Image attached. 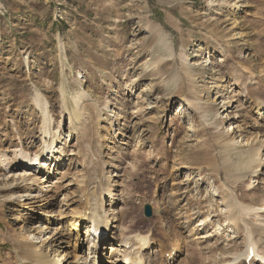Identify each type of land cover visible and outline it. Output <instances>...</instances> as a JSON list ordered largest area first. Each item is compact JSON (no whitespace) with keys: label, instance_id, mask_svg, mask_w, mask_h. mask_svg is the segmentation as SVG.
Instances as JSON below:
<instances>
[{"label":"rangeland","instance_id":"374dc122","mask_svg":"<svg viewBox=\"0 0 264 264\" xmlns=\"http://www.w3.org/2000/svg\"><path fill=\"white\" fill-rule=\"evenodd\" d=\"M263 31L264 0H0V264H33L31 243L45 239H55L54 247L69 257L76 251L89 257L87 242L73 250L76 232L67 224L85 204L80 194L87 184L101 195L103 187L114 189L119 204L112 210L124 213L115 230L149 236L143 253L157 259L151 264H248L246 233L229 223L226 201L230 196L235 203L264 206V175L234 184L228 177L237 172L228 164L237 158L230 161L222 148L233 142L239 150L252 148L254 171H264V119L258 117L264 114ZM78 91L100 108L93 120H99L98 140L80 151L67 109ZM229 96L236 100L232 107ZM38 97L53 118L47 130L54 133V151L64 157L56 168L67 170L63 188L50 198L55 207L47 223L48 214H37L52 210L38 207L42 199L25 213L9 202L26 182L19 178L26 168L17 150L35 155L45 134ZM134 104L143 112L139 120L130 116ZM126 120L131 131L135 123L139 129L125 134ZM42 167L43 181L59 176ZM10 176L16 178L6 186L3 178ZM13 184L17 188L8 194L4 187ZM60 207L68 208L64 220L57 217ZM247 218L261 239L254 257L262 263L254 264H263L264 208ZM37 226L42 238L32 232ZM180 238L189 242L175 262L168 263L169 252L154 254L161 244L176 248ZM106 243L96 254L99 264H111Z\"/></svg>","mask_w":264,"mask_h":264},{"label":"bare ground","instance_id":"6f19581e","mask_svg":"<svg viewBox=\"0 0 264 264\" xmlns=\"http://www.w3.org/2000/svg\"><path fill=\"white\" fill-rule=\"evenodd\" d=\"M264 33V31L262 32ZM165 34H162L161 37H165ZM163 44L170 49L167 43V39L163 38L161 39ZM185 44L184 38L181 39V46ZM172 53V52H170ZM219 61H223V59H220ZM221 78V77H220ZM226 86V85H225ZM71 99L72 102V107L67 108L69 109V117H70V134H77L78 136V146H79V151L85 146L87 142L93 144H96V139L98 140V137H94V133L97 132L98 135L99 133V120L96 123H93V120H97L100 117V108L97 106L93 108L92 106H89V102L94 104L91 99V96L88 95L87 93H82L80 91L77 92V95H74ZM230 101H228L226 104H228V107H232L234 105V102L236 100H233L231 96H229ZM60 101L63 103V107L67 106L68 102V96L66 94V91L64 88H61V94L59 97ZM233 100V101H232ZM36 103L40 106L39 108L42 109L43 115H44V130L45 134L43 136L42 144L40 147L35 151V155H30L29 153L31 152H26L22 149L17 150L22 156V160L24 163V167L26 168V173L19 175V178L23 179V181H26L23 185L20 186L19 190L17 192H14L15 188H17V185L13 184L12 187H4L6 190H8V194L15 193V198L11 196L10 203L14 204V210L18 211H23L24 213L27 212L26 209H29L31 205L34 203V201L38 199H42L43 202H41L38 207H42L45 205L44 208H52L51 211H48L45 209L46 212H44L42 209L41 211L38 212V215L41 214H48L46 218V223L50 221L49 214H54V207L55 204L52 203L51 199L52 195L55 190L63 188V185L60 187L59 185L63 181V179L66 177L67 170L65 171H58V168L62 166V163L64 161V157L61 152L54 151V140L52 139L53 137V132L51 130H47L48 125H51V122L53 118L50 116V112L47 106V103L44 105L41 103L39 97L36 98ZM190 103L194 105L195 102L193 100H190ZM232 103V104H231ZM42 104V105H41ZM106 104V103H104ZM261 105V104H260ZM105 106V105H104ZM259 109L262 111V108L259 107ZM65 110V108H64ZM94 111V112H93ZM116 113V112H115ZM143 112L141 108L136 106L135 104L133 105V110L131 112V117L133 119H138L139 114L141 115ZM203 113V112H202ZM260 115L258 116L261 119H264V114L259 113ZM118 115V114H117ZM205 116V114H204ZM118 119V117H117ZM140 119V118H139ZM138 119V120H139ZM128 120H126V123H123V131L126 133H132L134 131H137L138 128V123H135L134 126L135 128L130 129L129 124L127 123ZM140 124V123H139ZM93 131V132H92ZM222 136V135H221ZM220 136V137H221ZM258 135L256 134V137ZM48 137L52 139V142H48ZM109 137V136H108ZM113 136H111L112 138ZM130 137V135L128 136ZM254 136V138H256ZM107 138V136H106ZM110 139V138H109ZM113 139V138H112ZM92 140V142H91ZM222 145V144H220ZM53 147V149H52ZM222 148V146H221ZM223 151L225 155L229 158L231 161L233 157L235 156L237 158L236 162H231L229 167L235 168V171L237 174L235 176H230L229 180L233 182L234 184H237L241 182L242 180L244 181L249 177L250 174H259V175H264V171L262 169H259V171H254L255 164L256 162L252 160L251 154H252V148L250 149H238L235 146V142H233L230 145L224 146ZM221 149V150H222ZM261 152V150H260ZM259 152V153H260ZM227 159V158H226ZM264 161V158H263ZM90 163V162H89ZM263 163V162H262ZM91 164V163H90ZM264 164V163H263ZM42 165H46L49 167L50 171H53L52 174L56 175L58 174L59 176L56 177L55 179L52 180H47L46 182L44 180V176L46 175V172L44 171V167ZM41 167V170L39 171V168ZM178 170V167L176 168ZM179 169L181 167L179 166ZM38 171L37 173L34 171ZM61 170V169H60ZM234 172V173H236ZM6 175V173H5ZM16 178V176H10V177H4L5 185L9 186L7 183V180L9 181V178ZM43 177V178H42ZM93 177V176H92ZM96 179V178H95ZM29 180V181H28ZM53 181V184H52ZM42 182V183H41ZM97 180L95 181V183ZM59 183V184H58ZM98 184V183H97ZM94 185V184H93ZM65 186V185H64ZM90 185H85L84 188L82 189V192L80 194V198H83L85 196V204L82 205L80 208L79 212L77 214L71 216L69 220L67 221V224L69 226V230L72 232L75 231L76 234L74 239V249L73 250H80L82 247H78V243L82 244V242H87L89 243V248L88 250L91 251V255L89 257L87 256H82L79 255V253L76 252H71L73 253V257H69V253L66 251L62 250L61 247H54V242L55 239L53 240V237H48L49 239L53 240L51 243L45 239V241L42 243V240L40 242H35L31 243V249L29 250V255L28 258L33 260V264H99L100 260L96 259V254L99 252L100 254V249L101 251L105 250V246L109 243H106L107 240L108 242L111 243V264H147L148 260H157L152 257L147 258L143 251L146 250L150 245L148 244L149 241V236H146L145 234H138L135 238L131 237L132 235H128L127 232H121L119 235L116 232V228H118V225L114 224V222H119L123 220L124 218V213L123 210L118 212V216L116 209L114 208L112 210V207H116L119 203L115 201L114 195V189L111 188V186H107L105 189L104 187L102 188V192L106 196L108 193L110 196V203L108 204L109 206H106L104 202V195H101L100 190L98 192H91L89 188ZM92 186V185H91ZM95 186V185H94ZM100 186V185H99ZM66 187V186H65ZM3 189V188H2ZM3 189V190H5ZM66 189V188H65ZM26 192V194H24ZM20 193L17 197V194ZM98 193V194H97ZM29 194V196H28ZM107 194V196H108ZM67 195V193H65ZM18 198V200H16ZM69 198V196H68ZM234 198H230V196L227 197V203H226V208H227V214L229 218V223H233L237 225L239 230H243L246 233L245 238L248 239L247 247H246V252H244L245 259L249 257L250 255V248L252 247L254 249V252H258L259 248V241L261 240L260 238L258 239V232L256 231V228H254L252 225H250L248 221V214L253 213L256 209H263L264 206H260L257 208V206H248L240 203H235L232 201ZM30 205V206H29ZM68 209V208H67ZM66 209V210H67ZM123 209V208H122ZM66 210H62L60 207L57 217L59 219H63L67 217V212ZM34 211V210H33ZM66 212V213H65ZM65 213V214H64ZM56 216V215H55ZM115 219V221H114ZM220 219V218H219ZM34 222L36 221V218H33ZM113 221V222H112ZM204 225H208L209 221L203 219ZM37 222V221H36ZM60 222V221H59ZM120 223V222H119ZM35 224V223H33ZM235 225V226H236ZM94 227H104L105 233L101 238H97L93 235L94 232ZM48 227L44 228L47 229ZM82 228H85L84 231H82ZM38 226L35 227L33 231H36L38 238L42 235L43 231L37 230ZM52 231V230H51ZM50 231V232H51ZM49 232V233H50ZM85 232V233H84ZM109 232V237L104 238ZM79 233H84L86 235L85 239H82L79 236ZM52 234V233H50ZM59 234V233H58ZM211 236V234H206V236H203L205 238H208ZM42 238V236H41ZM179 238V237H178ZM201 238V237H200ZM63 240H65V243H69L70 241L68 239H65L63 237ZM182 238L177 239L176 243V251L172 249L170 246L167 245L168 247L162 246V242H160L159 245L160 247L157 249V251L154 252H159L160 250V255H165L167 252L169 254L172 252L175 254L171 255V259L173 262H175L178 258V253L182 254L184 249L187 247L188 240L186 241H181ZM20 241V240H19ZM105 242V244H103ZM150 242H153L152 240ZM39 243V244H36ZM45 243V244H44ZM169 243V242H168ZM172 243V242H171ZM155 244V243H154ZM165 245V244H164ZM104 247V248H103ZM125 247V248H124ZM124 248V249H122ZM150 249V247H149ZM160 249V250H159ZM186 250V249H185ZM122 251L124 252L122 254ZM153 252V251H152ZM162 252V254H161ZM28 254V253H27ZM103 257H105L104 252L101 253ZM120 254V255H119ZM157 255V254H156ZM155 255V256H156ZM242 254H239L236 259H239ZM92 258L90 261L89 258ZM100 256V255H99ZM122 256V257H121ZM180 256V255H179ZM258 256V255H257ZM25 258V257H24ZM26 259V258H25ZM102 259V258H101ZM52 260H55L52 262ZM63 260H65L64 263ZM168 261V263L170 262ZM257 258H255L251 264L256 263ZM165 262V258L163 259ZM251 261V260H250ZM26 262V261H25ZM102 262V260H101ZM100 262V263H101ZM161 262V261H160ZM259 262V260H258Z\"/></svg>","mask_w":264,"mask_h":264},{"label":"water","instance_id":"95a60500","mask_svg":"<svg viewBox=\"0 0 264 264\" xmlns=\"http://www.w3.org/2000/svg\"><path fill=\"white\" fill-rule=\"evenodd\" d=\"M145 215H146V216H151V215H152V207H151L150 204H147V205L145 206Z\"/></svg>","mask_w":264,"mask_h":264}]
</instances>
